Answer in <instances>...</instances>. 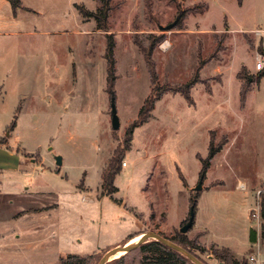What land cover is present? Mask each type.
Segmentation results:
<instances>
[{
	"label": "rangeland",
	"instance_id": "obj_1",
	"mask_svg": "<svg viewBox=\"0 0 264 264\" xmlns=\"http://www.w3.org/2000/svg\"><path fill=\"white\" fill-rule=\"evenodd\" d=\"M19 1L0 0V130L31 153L28 169L0 184V264H61L89 254L96 264L142 232L172 238L189 220L192 196L197 207L186 235L204 249L193 254L230 264L216 257L204 230L232 241L228 231L237 234L240 220L258 209L228 202L220 183L233 186L234 174L253 173L264 160V113L255 114L264 92L241 67L257 71L263 46L229 27L263 34L264 0H108V31L76 8L98 11L102 0ZM112 32L111 88L105 51ZM144 104L147 121L133 128ZM10 120L16 128L3 125ZM210 141L220 152L200 175ZM123 255L124 264H142L152 254Z\"/></svg>",
	"mask_w": 264,
	"mask_h": 264
},
{
	"label": "crops",
	"instance_id": "obj_2",
	"mask_svg": "<svg viewBox=\"0 0 264 264\" xmlns=\"http://www.w3.org/2000/svg\"><path fill=\"white\" fill-rule=\"evenodd\" d=\"M240 4H241V6L244 5L243 0L240 2ZM229 30L242 34L245 39L248 38L247 37L248 35H250L252 33L255 34V37H256L255 42H254L255 46L262 45L263 50H264V29H263V34H258L257 30L255 28H239V29H237V28L229 27ZM249 44H251V43H249ZM241 67H244L250 74H254V75H258V73L261 71V70H258L256 68L257 71L253 72L252 69L247 67L245 64H243ZM250 81H252V83H254L253 81H255V79L250 80ZM197 83L198 82L196 81L193 84H197ZM193 84H192V86H193ZM257 85H258V88H260L259 91L264 92V76L259 79L256 86ZM195 88L196 87H194L193 89H195ZM239 90L241 92L240 85H239ZM248 90H251V88H248V89L246 88L244 96L245 95L247 96ZM244 110L245 109H243V111ZM17 112L18 111H16V114H17ZM261 112L264 113V108H261V109L256 108L255 109V114H257V113L259 114ZM16 114H13V112H9L10 118L12 117V115L16 117ZM7 123H9V124H7ZM257 124L258 123H256V126H257ZM3 125H11V127L14 125L13 127H15V128L17 127V123L15 121L13 122L12 120H10V122H6V124H3ZM210 140H211V138H210ZM209 150H210V147H209ZM209 150H208V153H209ZM218 152H220V150H218ZM218 152L210 159L209 165L206 169L205 174L208 173V169L210 168L211 164L213 163V165H214ZM28 153H31V152L23 149L21 147V145L19 143H17V141L14 139L11 132L6 134L5 130H3V128H1V130H0V184H2V182L6 178V176L12 177V176H14L16 174H20V173H22V171L28 169V167L26 165V161H25L26 160V154H28ZM221 165H223V164H221ZM201 170H202V167L199 170L200 175H201ZM198 176H199V174H198ZM234 176H235V179H237V180L234 181L233 186L230 185L229 187H226L227 184L225 185L223 180H221V183H220L221 187L227 188L225 191L222 192L223 198H225L228 202H234L233 204L238 203L243 207L249 206V205H254V203L256 202V203H258V208L260 210V207H259V200L260 199L257 196V192L259 190L264 189V160L258 161L256 169L253 173H249V172L245 173L244 172V174H239V175L234 174ZM187 182L189 184L191 183V181L190 182L187 181ZM241 185H245V187L243 189H241L240 188ZM95 201H96V199H95ZM95 201L93 200V202H95ZM229 204L230 203H228V205H226V206H228L226 209L228 210V216H231L232 215V209H231L232 206ZM218 209H219V207L212 208V210L210 212L212 220L216 219ZM252 211H253V209L251 208V213H252ZM251 213L249 215L250 220L248 222H243V220H240L242 225L240 224L239 230L237 231V234H235L234 233L235 231H233V230L228 231V235L231 234L230 239L232 241L228 240V238H227L228 236L225 237L226 241L215 240V239H213L212 232L208 229V227L205 228V230H204L205 233L211 237L208 244L211 243L212 247L218 251L223 250V249H228L232 256H234L238 260H240L241 258L247 256L250 249L253 248V243L250 240V230L252 228H254L258 232V239H259L261 246H262L263 239L261 238V233H260V229H259L260 226L251 218ZM253 224L255 226H253ZM190 232H192V230ZM194 232L200 233L203 231L197 230ZM142 233H144V232H142ZM132 239H130L127 243L131 242ZM191 240H194V239L191 238ZM237 240L238 241L240 240L242 242V244L239 243ZM227 241H229V242H227ZM205 243H207V242H205ZM263 252H264V250H263ZM213 259H214V257H213ZM213 259L211 258L210 261L212 262Z\"/></svg>",
	"mask_w": 264,
	"mask_h": 264
},
{
	"label": "trees",
	"instance_id": "obj_3",
	"mask_svg": "<svg viewBox=\"0 0 264 264\" xmlns=\"http://www.w3.org/2000/svg\"><path fill=\"white\" fill-rule=\"evenodd\" d=\"M10 1L14 4V6H20L21 4L19 0H10ZM102 1L104 2V7L100 8L98 11H89L88 9H86V7L78 6V5H76V8L80 12V14L83 16V18H94L98 26V29L108 31L107 26H106V23L108 20V11H109L108 0H102ZM239 1L241 2L242 0H239ZM114 45H115L114 33L113 32L107 33L105 57L107 59V82L111 88L113 87V84L116 79ZM262 54L264 55V50L262 51ZM257 76H258L257 78L259 81V79L264 76V69H262L258 73ZM196 81H197V78H193V80H191L190 82L186 84V87H185L186 89L182 92L186 100H191L190 88L192 84L195 83ZM146 103L147 105L148 103L150 104L148 108H150V111H151L153 108L152 101L149 99L146 101ZM145 108H146V104H144V106L142 107L138 122L132 125L133 128L147 121L148 115L143 116V112ZM218 150L220 149H218V147L216 148L213 147L212 142H211L209 153L206 159L203 160L201 174L206 173V169L209 165L210 159L218 152ZM196 207H197V196H192L191 197V209H193L195 212ZM259 207H260V216L262 219L261 238L264 239V189L261 190V193H260ZM132 238L133 237L129 238V240ZM165 238L169 239L170 241L178 245L183 246L190 252H192L194 248L204 251L203 247H201L200 245H197L195 241L187 237L186 233H183L181 231L179 233H176V235L172 238H168V237H165ZM257 239H258V232L256 229L252 228L250 230V240L252 243H255ZM139 248L140 250L144 252H149L152 254V255H146L143 259L142 264H185L186 261L189 259L185 254L181 253L180 251L156 239H150L142 243ZM214 254L220 260L225 261V262H230V264H247L246 260L240 261L236 257L232 256L228 249H223L221 252L218 250H215ZM124 257L125 255L115 258L106 264H124L123 262ZM95 259H96L95 254H89L86 256L70 255L68 257L62 258L61 264H93Z\"/></svg>",
	"mask_w": 264,
	"mask_h": 264
},
{
	"label": "water",
	"instance_id": "obj_4",
	"mask_svg": "<svg viewBox=\"0 0 264 264\" xmlns=\"http://www.w3.org/2000/svg\"><path fill=\"white\" fill-rule=\"evenodd\" d=\"M175 25H176V21H174L173 23H170L166 26L160 25V29L161 30H171ZM111 113H112V126L114 129H118L120 127V121H119V117L117 115V109L115 106L114 97L111 98ZM61 163H62L61 157H57V164L60 165ZM202 183H203V177L201 178L198 185L195 187V190H197V191L201 190L202 189ZM194 215H195V212L193 209H191L189 220L186 224H184L181 227V229H180L181 232L187 233L189 231V229L193 226ZM150 239L159 240V241L169 245L170 247L180 251L181 253L185 254L190 260H192L195 264H205L195 254H193L192 252H190L189 250H187L183 246L178 245V244L170 241L169 239L165 238L164 236H162L158 233L152 232V231L142 233L141 237L137 241L125 243L122 246H116V247L111 248L99 259V261L96 264H106L113 259V256L115 254H117L119 252H123V254L129 253L130 251L139 248L142 243H144Z\"/></svg>",
	"mask_w": 264,
	"mask_h": 264
},
{
	"label": "built area",
	"instance_id": "obj_5",
	"mask_svg": "<svg viewBox=\"0 0 264 264\" xmlns=\"http://www.w3.org/2000/svg\"><path fill=\"white\" fill-rule=\"evenodd\" d=\"M258 56H259V59L256 63V68L258 70H262L264 69V61H263L264 57L260 53L258 54ZM124 165H127V164L124 163ZM244 187L245 185L240 186L241 189H243ZM260 193H261V190L257 192V196L259 197V199H260ZM251 218L261 227L262 219L260 216L259 208L252 211ZM252 250L253 251L250 252V254L247 256V264H264V252H263L259 239H257V241L253 243Z\"/></svg>",
	"mask_w": 264,
	"mask_h": 264
},
{
	"label": "bare ground",
	"instance_id": "obj_6",
	"mask_svg": "<svg viewBox=\"0 0 264 264\" xmlns=\"http://www.w3.org/2000/svg\"><path fill=\"white\" fill-rule=\"evenodd\" d=\"M140 237H141V235H136L135 237H133V239L131 240V242L137 241ZM122 254H123V252H119V253L115 254L113 256V258L114 257H120Z\"/></svg>",
	"mask_w": 264,
	"mask_h": 264
}]
</instances>
